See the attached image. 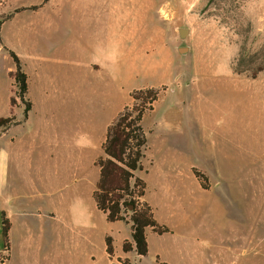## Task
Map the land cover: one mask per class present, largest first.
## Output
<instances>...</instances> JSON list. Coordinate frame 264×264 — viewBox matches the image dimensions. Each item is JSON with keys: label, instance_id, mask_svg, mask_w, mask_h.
I'll list each match as a JSON object with an SVG mask.
<instances>
[{"label": "rangeland", "instance_id": "rangeland-1", "mask_svg": "<svg viewBox=\"0 0 264 264\" xmlns=\"http://www.w3.org/2000/svg\"><path fill=\"white\" fill-rule=\"evenodd\" d=\"M0 21V95L15 70L13 50L36 102L31 121L18 129L25 141L17 150L25 170L15 173L21 201L38 196L44 178L55 179L70 167L62 165V155L70 153L61 148L45 157L44 150L55 145L44 144L43 137L49 142L79 132L80 112L95 124L102 120V126L106 115L130 101V91L155 87L160 95L143 118L147 146L138 175L147 183L144 199L155 218L176 228L181 241L187 234L184 242L190 244L174 250L167 233L160 260L264 264V71L254 76L233 69L242 45L252 52L264 45V0H0ZM182 28L188 29L184 39ZM181 47H188L186 53ZM259 57L264 64V54ZM47 86L50 95L63 93L60 103H39ZM16 91L13 80L10 115L23 122L25 105ZM194 168L208 177L209 189L202 188ZM36 199L30 200V219L39 230ZM91 204L93 199L86 201L85 210L64 226L74 232L79 225L80 232L97 233L98 239L85 237L80 244L69 235L60 255L47 235L39 256L14 239L12 264H92L87 253L100 257V234L113 222L90 210ZM1 226L0 215V251ZM8 260L3 256L0 264ZM141 264L161 263L152 253Z\"/></svg>", "mask_w": 264, "mask_h": 264}, {"label": "crops", "instance_id": "crops-1", "mask_svg": "<svg viewBox=\"0 0 264 264\" xmlns=\"http://www.w3.org/2000/svg\"><path fill=\"white\" fill-rule=\"evenodd\" d=\"M35 47L37 46L35 45ZM33 57L38 56L36 55ZM7 78L8 84L6 86V93L3 96L0 95V104H3L6 110L2 112L0 111V117H8L11 112L10 105L13 96V78L9 75ZM49 89V86L43 87L41 90L42 92H40L39 95V103H60V97L63 96V93H60V91L57 90V92L51 93L50 95L48 92ZM29 97L33 106H35L36 102L31 95V86ZM130 101L125 103L118 111L115 110L113 114L110 113L108 116L106 115L102 126V120L95 124L93 122V117H85L80 112L79 132L74 131L71 133H63L62 137L58 135L56 140H50L49 142L47 137H43L42 140L44 144L49 145L50 147L55 145V147L47 149L46 151L44 150V152H46L45 157H54L59 148H61L62 152L66 151L70 153L69 158L67 155H62V165H64V163H68V165L70 164V167L66 171V174L62 173L60 170L59 173H61L55 179L44 178L43 186L41 189H37L35 193L38 194V196L27 195L26 198L29 200L25 203L21 201L22 194L17 189L18 180L15 179V173L25 170L22 168V162L19 161L20 155H18L19 151H17L21 144L25 142L22 140L24 133H21L19 130L22 126H27L29 124L32 112H29L28 118L23 122L17 118L15 123L6 128L0 126V206L1 214L2 212H5L11 222V250L10 258L7 264H12V250L16 239L22 241L21 244L25 251H36L37 256H39V251L43 249L47 241V235L50 239L53 237V239L56 240V244L59 246L58 248H60L61 251L60 255L63 254L64 246L68 243L67 240L69 239V235L73 239H76L78 243L85 240V237L88 242H93L95 239H98L97 233L95 236L94 233L90 235L89 232H80L79 225L74 229V232H70L69 227L64 226V223H67L69 217H72L75 213H80L82 210H85L84 203L86 201H89L90 203L91 199L94 201L93 192L100 176V168L96 164V161L103 155V143L107 135L108 127L124 109V107L130 104ZM81 108L82 107L80 105V111ZM89 127L92 128V131H90ZM31 142L33 143V141ZM36 142L37 140L35 139L34 143ZM33 185L36 187V183L33 182ZM33 198H39L36 200L40 201H38L39 204L36 206L37 215L41 220V227L39 230L32 226L30 219L34 213V207L30 203V200ZM94 205L95 207L91 204L90 210L93 209L94 211H99L96 207L95 201ZM102 214L106 219V215L104 213ZM154 214L156 216V211ZM184 218L183 223L185 224L186 216H184ZM157 221L160 223L158 219ZM112 224L111 229L109 231H102L99 237L100 240H103L105 243L100 255L104 262L99 261L100 257L97 259V257L90 252L87 253V257L90 259L88 260L90 262L92 261V264H126L122 262V260H126L128 262L127 264H141L147 256H139L135 250L129 252H125L123 250V243L126 240H132L131 224L124 221H116ZM171 232L172 233H168L173 236L171 243L172 249L182 250L190 245L189 243L187 244V242H184L187 234H182V242L180 240V234L177 233L176 228L172 229ZM108 235H110L114 240L115 252L113 257H110L107 253L106 237ZM165 235H167V233L159 235L151 228L147 229V238L149 242L148 256L153 253L156 257H159L164 261V259L161 258L163 253L161 239L165 237ZM116 242L118 243V246L115 245ZM50 243L51 240L49 244ZM3 251L4 248L0 251V253ZM61 259L62 257L60 256L58 258V263L61 262Z\"/></svg>", "mask_w": 264, "mask_h": 264}, {"label": "trees", "instance_id": "trees-1", "mask_svg": "<svg viewBox=\"0 0 264 264\" xmlns=\"http://www.w3.org/2000/svg\"><path fill=\"white\" fill-rule=\"evenodd\" d=\"M9 54L15 64V70L11 75L17 88L16 96L25 105L24 115L27 119L33 107L29 98V77L18 54L13 50H9ZM263 54L264 45L254 52L249 51L246 45H242L234 62V71L239 74L252 72L254 76L263 72L264 64L259 60V55ZM253 66L256 68L253 69ZM159 95L160 90L155 87L135 89L131 92L132 103L126 105L109 125L103 143V155L96 161L100 168L99 180L93 192L96 207L106 215L108 222L124 221L131 224L132 240L123 243V250L125 252L135 250L142 257L147 256L149 252L148 228L159 235L172 231L168 226L158 223L153 207L144 199L147 183L138 175L144 170L143 159L147 146L143 118L148 111L154 109ZM15 103L16 97L12 96L11 106L13 107ZM15 119L13 114L0 117V126L6 128L15 123ZM193 172L202 188L209 189L208 177L197 168H194ZM1 223L4 251L0 253V258L7 256L9 259L11 222L5 212L1 214ZM106 247L109 256L113 257L115 246L110 235L106 237ZM157 260L161 264H168L159 257Z\"/></svg>", "mask_w": 264, "mask_h": 264}, {"label": "water", "instance_id": "water-1", "mask_svg": "<svg viewBox=\"0 0 264 264\" xmlns=\"http://www.w3.org/2000/svg\"><path fill=\"white\" fill-rule=\"evenodd\" d=\"M179 33H180V37H181L182 39H184V38L186 37L187 33H188V29H184V28H182V29L179 30ZM187 50H188V47H181V48L179 49V51H180L181 53H186Z\"/></svg>", "mask_w": 264, "mask_h": 264}, {"label": "bare ground", "instance_id": "bare-ground-1", "mask_svg": "<svg viewBox=\"0 0 264 264\" xmlns=\"http://www.w3.org/2000/svg\"><path fill=\"white\" fill-rule=\"evenodd\" d=\"M206 71H207V70H206ZM206 71H205V72H206ZM212 71H213V70H212ZM205 72H204V74H205ZM209 72H210V71H209ZM209 72H208V74H210ZM204 79H205V78H204ZM202 82H203V81H202ZM204 83H205V82H204ZM204 83H203V84H204ZM237 83H238V82H237ZM206 84H207V83H206ZM206 84H205V85H206ZM214 86H215V84H214ZM251 87H252V86H251ZM251 87H250V88H251ZM222 88H223V87H222ZM246 88H247V86H246ZM261 88H262V87H261ZM257 89H258V88H257ZM215 90H216V89H215ZM226 90H227V89H226ZM229 90H230V88H229ZM227 91H228V90H227ZM231 92H233V91H231ZM237 92H238V90H237ZM235 93H236V92H235ZM230 95H232V94H230ZM238 96H239V95H238ZM243 96H244V95H243ZM249 96H250V95H249ZM241 97H242V96H241ZM252 97H253V96H252ZM245 99H246V98H245ZM245 101H246V100H245ZM236 103H237V102H236ZM253 103H254V102H253ZM247 104H248V103H247ZM236 105L238 106V104H236ZM243 105H244V104H243ZM237 106H233V107H237ZM254 106H255V105H254ZM239 107H240V106H239ZM255 107H256V106H255ZM245 109H246V107H245ZM238 110H239V109H238ZM246 110H247V109H246ZM246 112H247V111H246ZM256 115H257V114H256ZM253 116H254V115H253ZM257 116H258V115H257ZM257 116H256V117H257ZM243 117H244V116H243ZM245 117H246V116H245ZM246 118H247V117H246ZM238 120H239V119H238ZM257 122H258V121H257ZM262 122H263V121H262ZM257 128H258V127H257ZM258 129H260V127H259ZM258 132L260 133V131H258Z\"/></svg>", "mask_w": 264, "mask_h": 264}]
</instances>
